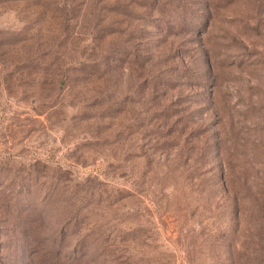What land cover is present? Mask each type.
I'll list each match as a JSON object with an SVG mask.
<instances>
[{"label":"rangeland","instance_id":"rangeland-1","mask_svg":"<svg viewBox=\"0 0 264 264\" xmlns=\"http://www.w3.org/2000/svg\"><path fill=\"white\" fill-rule=\"evenodd\" d=\"M0 264H264V0H0Z\"/></svg>","mask_w":264,"mask_h":264}]
</instances>
